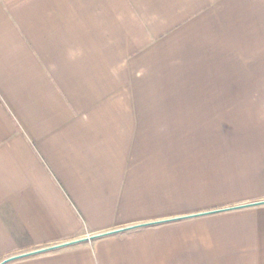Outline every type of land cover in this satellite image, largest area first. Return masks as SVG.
<instances>
[{
    "label": "crops",
    "instance_id": "0c3cea01",
    "mask_svg": "<svg viewBox=\"0 0 264 264\" xmlns=\"http://www.w3.org/2000/svg\"><path fill=\"white\" fill-rule=\"evenodd\" d=\"M256 4L0 0V264H264Z\"/></svg>",
    "mask_w": 264,
    "mask_h": 264
},
{
    "label": "rangeland",
    "instance_id": "374dc122",
    "mask_svg": "<svg viewBox=\"0 0 264 264\" xmlns=\"http://www.w3.org/2000/svg\"><path fill=\"white\" fill-rule=\"evenodd\" d=\"M257 4L256 7L254 8V13L253 15L251 14V20H250V25L255 27L254 30L251 29L250 31V36L254 39L255 43L253 46H250L249 54L248 52L243 50V47H236L232 46L230 43L229 38V33L228 31L230 30L231 26V16L230 14L223 17V34L222 38L224 40L223 46L218 45L217 49L216 46L209 47V50H207L208 53L210 54H218L223 52V59H224V82L223 84H231L230 83V78L228 76L231 75L233 71L236 69L240 71V74L243 75V71L247 69V64L249 63L250 69H254L256 73L259 71L264 70V33L263 30L260 29L264 26V0H256ZM241 16V20H242ZM221 26L218 24V27ZM208 27V26H207ZM212 27V28H211ZM215 30H216V25L209 24V28L207 29V37L209 38H215ZM242 32V31H240ZM241 34V33H240ZM236 48V49H235ZM249 55V56H248ZM250 60L248 62L247 60ZM232 60V61H231ZM183 70V69H182ZM194 70V69H193ZM195 73L194 71L192 72L191 69L186 71V68H184L183 71H179L178 74L176 75V78L174 79V83L167 84L169 86L176 85L175 87L178 88H183L185 86L191 85V84H199L200 79H195L191 77V74ZM227 76V77H225ZM210 78L205 77L203 81L205 84H209ZM238 84H246L242 81V78H240V81ZM183 96H181L182 99Z\"/></svg>",
    "mask_w": 264,
    "mask_h": 264
}]
</instances>
